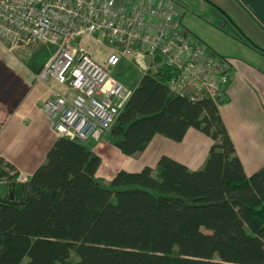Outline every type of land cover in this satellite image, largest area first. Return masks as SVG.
<instances>
[{
    "label": "trees",
    "instance_id": "obj_1",
    "mask_svg": "<svg viewBox=\"0 0 264 264\" xmlns=\"http://www.w3.org/2000/svg\"><path fill=\"white\" fill-rule=\"evenodd\" d=\"M155 61L107 140L132 156L157 134L179 142L192 127L212 140L203 166L163 154L156 174L120 169L105 186L100 157L58 137L27 180L10 175L0 195V264H264V166L245 174L222 98L170 91L174 71Z\"/></svg>",
    "mask_w": 264,
    "mask_h": 264
},
{
    "label": "built area",
    "instance_id": "obj_2",
    "mask_svg": "<svg viewBox=\"0 0 264 264\" xmlns=\"http://www.w3.org/2000/svg\"><path fill=\"white\" fill-rule=\"evenodd\" d=\"M183 13L175 0H0V44L8 50L54 46L33 78L66 92L45 99L42 110L60 137L85 144L107 135L130 97L111 75L123 56L142 72L158 66L147 59H161L174 71L167 82L172 92L215 102L223 97L231 80L228 59L182 26ZM90 38L109 44L104 65Z\"/></svg>",
    "mask_w": 264,
    "mask_h": 264
},
{
    "label": "crops",
    "instance_id": "obj_3",
    "mask_svg": "<svg viewBox=\"0 0 264 264\" xmlns=\"http://www.w3.org/2000/svg\"><path fill=\"white\" fill-rule=\"evenodd\" d=\"M230 3L233 12L224 8L226 11L223 10L222 16L225 27L229 25L227 21L232 24L228 34L232 36L236 31L237 35V29L241 30L233 20L239 17L248 30L247 36H241L252 43V39L256 43L257 39L264 42V0H231ZM255 46L259 48L257 44ZM259 49L260 54L264 53L262 46ZM17 51L19 55L27 52ZM51 54L32 61L28 59L29 65H26L23 63L26 59L7 52L0 44V159L27 178L45 161L47 151L60 137L53 129L51 117L41 107L45 99L66 92V87L33 79L34 73ZM223 57L231 66V80L218 106L219 112L248 176L264 166V59H241L228 54ZM103 139H107V135L99 140L90 139L84 146L100 157L95 176L105 186L120 169L137 171L150 166L156 174L158 158L163 154L191 170L200 169L211 143L207 135L191 127L179 142L157 134L143 151L127 156L115 145L104 143ZM6 192L7 185L0 183V195Z\"/></svg>",
    "mask_w": 264,
    "mask_h": 264
},
{
    "label": "rangeland",
    "instance_id": "obj_4",
    "mask_svg": "<svg viewBox=\"0 0 264 264\" xmlns=\"http://www.w3.org/2000/svg\"><path fill=\"white\" fill-rule=\"evenodd\" d=\"M175 1L179 3L184 9L181 22L182 26L186 28L190 33H194L195 35L203 39V42L206 43L207 46L210 47L217 54L221 56L228 54L232 57H238L241 59H264V53L260 54L261 49H259L261 46L262 48H264V42L257 39L256 43L252 38L251 39L254 43H252L251 41H246V39H244L241 35L247 36L248 30L246 29L244 21L240 20L239 17L238 20H233L241 27V30L235 27V30L237 29L238 34L235 35L236 31H234L235 34H233L232 36L228 34V29L230 28L229 25L232 24L227 21L229 25L227 26L226 24V28L224 26L222 16H224L223 14H225L224 11L226 10H228L229 12H233V8L230 3L231 0ZM224 8L226 10H224ZM87 40L91 41L90 50L92 51L96 61L104 65V63L106 62L107 55L110 51L109 44H107L106 42L99 44L95 41L94 38H90ZM256 44L259 48H256ZM18 49L26 50V55L17 54ZM5 50L11 54H16L17 56L19 55L20 59H26L23 60V63L29 65V60L32 61V59H39L44 55L46 56L48 54H51L54 51V46L50 44L38 43L36 45L26 48H14L12 50H8L5 48ZM219 50H222L225 53L221 54ZM155 59L156 58L147 59V62L156 63ZM142 73V70L138 67L133 58L127 56L121 57L119 62L111 67V75L115 79L120 81L122 85L129 90H132L136 86ZM108 134L109 132L107 133V135ZM103 141L104 143L112 145V143L107 139H103ZM5 163L7 162L3 160V164L0 165V183L7 184L10 175H13L18 182H24L27 180V176L21 175L15 169H9L5 166Z\"/></svg>",
    "mask_w": 264,
    "mask_h": 264
}]
</instances>
